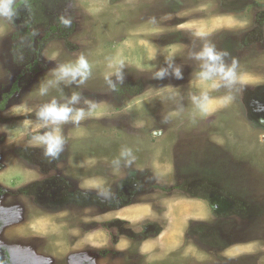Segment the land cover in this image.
Segmentation results:
<instances>
[{"label":"rangeland","instance_id":"374dc122","mask_svg":"<svg viewBox=\"0 0 264 264\" xmlns=\"http://www.w3.org/2000/svg\"><path fill=\"white\" fill-rule=\"evenodd\" d=\"M259 10L264 0H13L0 16V98L16 82L0 110V264H264ZM210 43L236 61L228 89L198 78L192 54ZM81 55L83 85L40 94ZM73 92L87 119L63 125L64 150L46 156L36 112Z\"/></svg>","mask_w":264,"mask_h":264},{"label":"clouds","instance_id":"9594fccd","mask_svg":"<svg viewBox=\"0 0 264 264\" xmlns=\"http://www.w3.org/2000/svg\"><path fill=\"white\" fill-rule=\"evenodd\" d=\"M13 15V0H0V16L11 17ZM70 24L69 20L65 21ZM203 35V34H198ZM227 52L217 50L215 44H206L199 51L192 54V58L200 62V70L198 78L209 83L212 90L228 89L236 79V61L233 60L230 64L225 63ZM123 66L122 61L110 62L109 67L115 69V75L118 79L120 76V67ZM92 74V65L88 59L81 55L75 62L61 64L54 72V79L49 80L45 86H41L39 91L41 95H47L49 86L52 84H77L83 85ZM165 70L157 73L158 77H163ZM177 78H181V70L175 69ZM105 79H108L106 76ZM110 86L111 81H109ZM208 98V92L202 91L199 96H192V103L200 108ZM230 96H225L224 101L227 103ZM81 102V94L73 92L67 97L64 102H59L55 97L51 98L47 103L40 106L36 112L37 120L40 122V129L44 131L37 132L35 139L43 146V151L46 156L57 158L64 150L65 138L62 135V126L71 123L74 126H79L82 121L87 119L88 113L84 107H76ZM93 105L89 104L91 108ZM128 149L121 152L122 156L129 154Z\"/></svg>","mask_w":264,"mask_h":264},{"label":"flooded vegetation","instance_id":"af4514ba","mask_svg":"<svg viewBox=\"0 0 264 264\" xmlns=\"http://www.w3.org/2000/svg\"><path fill=\"white\" fill-rule=\"evenodd\" d=\"M256 16H258L259 17V21L261 22V20H263L264 19V12H262V11H258L257 13H255V15H254V17H256ZM260 22H259V24H260ZM262 27H263V25H262ZM263 33V32H262ZM245 35H247L246 33H243V39L245 40V42H246V36ZM259 35H261V34H259ZM256 46H264V42H261V43H256ZM234 54V53H233ZM259 89H261L260 91H261V93H262V95H263V97L262 98H260L259 99V101H257V102H260L259 103V106H262L263 108H264V84H262V85H260V87H259ZM8 101V100H7ZM256 104H258V103H256ZM254 106V105H253ZM252 107V106H251ZM260 111V110H259ZM263 112V111H262ZM262 112H260V113H262ZM260 121L261 122H264V118H261L260 119ZM250 192H248V194L246 195V197H248L250 200H252L251 198H250ZM258 205H262L260 208H264V202H259V204ZM217 206V204L216 205H214L213 207H216ZM262 227V225H260L259 226V229H260V232H261V230L264 232V223H263V228H261ZM256 228V227H255ZM217 234H218V232H216ZM217 237H219V234H218V236Z\"/></svg>","mask_w":264,"mask_h":264},{"label":"trees","instance_id":"16d2710c","mask_svg":"<svg viewBox=\"0 0 264 264\" xmlns=\"http://www.w3.org/2000/svg\"><path fill=\"white\" fill-rule=\"evenodd\" d=\"M16 89V82H13L10 91L8 93H3L1 95L0 98V110L4 109V105L7 102V100L9 99L10 95L12 94V92Z\"/></svg>","mask_w":264,"mask_h":264}]
</instances>
